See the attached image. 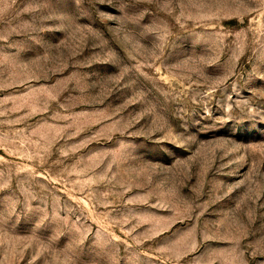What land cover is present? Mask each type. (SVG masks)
Instances as JSON below:
<instances>
[{
	"label": "rangeland",
	"instance_id": "rangeland-1",
	"mask_svg": "<svg viewBox=\"0 0 264 264\" xmlns=\"http://www.w3.org/2000/svg\"><path fill=\"white\" fill-rule=\"evenodd\" d=\"M0 264H264V0H0Z\"/></svg>",
	"mask_w": 264,
	"mask_h": 264
}]
</instances>
